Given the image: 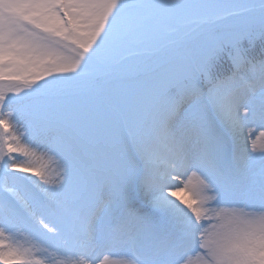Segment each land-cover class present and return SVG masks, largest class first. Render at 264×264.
<instances>
[{"label": "snow or ice", "instance_id": "obj_1", "mask_svg": "<svg viewBox=\"0 0 264 264\" xmlns=\"http://www.w3.org/2000/svg\"><path fill=\"white\" fill-rule=\"evenodd\" d=\"M0 264H264V0H0Z\"/></svg>", "mask_w": 264, "mask_h": 264}]
</instances>
